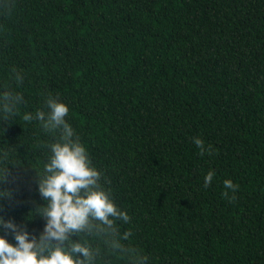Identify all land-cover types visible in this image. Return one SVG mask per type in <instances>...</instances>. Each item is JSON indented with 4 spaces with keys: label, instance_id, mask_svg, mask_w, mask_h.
I'll list each match as a JSON object with an SVG mask.
<instances>
[{
    "label": "trees",
    "instance_id": "trees-1",
    "mask_svg": "<svg viewBox=\"0 0 264 264\" xmlns=\"http://www.w3.org/2000/svg\"><path fill=\"white\" fill-rule=\"evenodd\" d=\"M6 90L23 101L11 114L0 102V218L30 239L46 226L39 175L59 133L23 117L51 94L146 264H264V0H0Z\"/></svg>",
    "mask_w": 264,
    "mask_h": 264
},
{
    "label": "clouds",
    "instance_id": "clouds-1",
    "mask_svg": "<svg viewBox=\"0 0 264 264\" xmlns=\"http://www.w3.org/2000/svg\"><path fill=\"white\" fill-rule=\"evenodd\" d=\"M10 77L17 85L23 84L24 77L16 68L10 70ZM22 101V95L11 91L0 94L5 113L11 114ZM44 104L48 111L38 108L34 114L25 113L23 119L38 121L44 130L59 133L55 142L47 145L50 155L39 175V193L47 204L34 214L44 218L46 226L38 240L34 236L30 239L27 231L0 218V230H10L16 241L14 246L0 236V264H98L105 254L128 259L131 264H146L147 257L125 243L132 232L121 233L117 221L127 224L130 216L117 207L111 190L101 184L103 173L93 166L87 148L67 120L68 105L51 94ZM193 143L199 155H212L213 146L205 145L203 139L196 137ZM215 175L208 171L205 188ZM223 186L226 191L222 195L235 200L229 191L237 192L239 185L226 179ZM71 236L79 241L73 242Z\"/></svg>",
    "mask_w": 264,
    "mask_h": 264
}]
</instances>
